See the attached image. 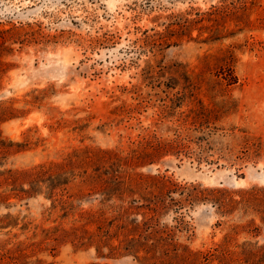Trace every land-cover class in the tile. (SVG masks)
I'll use <instances>...</instances> for the list:
<instances>
[{
	"label": "rangeland",
	"instance_id": "1",
	"mask_svg": "<svg viewBox=\"0 0 264 264\" xmlns=\"http://www.w3.org/2000/svg\"><path fill=\"white\" fill-rule=\"evenodd\" d=\"M0 264H264V0H0Z\"/></svg>",
	"mask_w": 264,
	"mask_h": 264
}]
</instances>
